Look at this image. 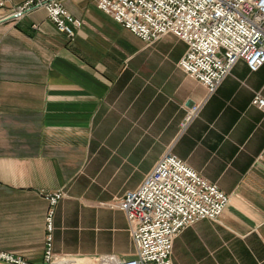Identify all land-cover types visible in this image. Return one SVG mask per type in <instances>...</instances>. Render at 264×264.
Instances as JSON below:
<instances>
[{"label":"crops","instance_id":"obj_1","mask_svg":"<svg viewBox=\"0 0 264 264\" xmlns=\"http://www.w3.org/2000/svg\"><path fill=\"white\" fill-rule=\"evenodd\" d=\"M1 1L0 250L44 264L43 194L60 191L54 264L126 257L115 204L170 152L227 195L216 221L174 237L172 264H264V111L251 104L264 62L237 61L208 94L177 66L186 46L170 33L146 43L91 0H59L80 21L69 40L42 7L13 19L25 0Z\"/></svg>","mask_w":264,"mask_h":264},{"label":"built area","instance_id":"obj_2","mask_svg":"<svg viewBox=\"0 0 264 264\" xmlns=\"http://www.w3.org/2000/svg\"><path fill=\"white\" fill-rule=\"evenodd\" d=\"M93 1L99 10L146 43L166 33L183 41L186 48L177 66L200 82L208 94L215 91L237 61H242L249 71H255L264 62V0ZM32 7H42L56 31L69 40L73 38L80 21L59 0H25L11 11L10 18H18ZM251 104L264 111V99L258 94L253 95ZM197 109L194 105L185 114L179 123L181 129ZM43 197L48 203L44 264H54L49 232L52 207L61 192L44 193ZM226 202L225 193L165 152L116 204L127 221L132 255L102 254L84 264H172V241L179 231L200 219L216 221ZM0 260L24 264L22 259L2 250ZM69 263L81 264L69 259L58 261Z\"/></svg>","mask_w":264,"mask_h":264},{"label":"rangeland","instance_id":"obj_3","mask_svg":"<svg viewBox=\"0 0 264 264\" xmlns=\"http://www.w3.org/2000/svg\"><path fill=\"white\" fill-rule=\"evenodd\" d=\"M93 1V0H91ZM94 2V1H93ZM116 205V204H115ZM120 250L124 251V252H128L127 253V256H131L132 253H133V248H132V245H131V241H130V238H129V235L127 234V239L123 242V244L121 245V248Z\"/></svg>","mask_w":264,"mask_h":264},{"label":"water","instance_id":"obj_4","mask_svg":"<svg viewBox=\"0 0 264 264\" xmlns=\"http://www.w3.org/2000/svg\"><path fill=\"white\" fill-rule=\"evenodd\" d=\"M190 104H191V102H188V103H187V105H190Z\"/></svg>","mask_w":264,"mask_h":264}]
</instances>
